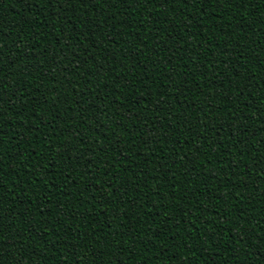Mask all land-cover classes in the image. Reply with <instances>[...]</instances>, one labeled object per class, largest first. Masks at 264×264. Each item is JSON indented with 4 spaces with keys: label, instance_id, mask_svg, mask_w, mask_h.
Wrapping results in <instances>:
<instances>
[{
    "label": "trees",
    "instance_id": "trees-1",
    "mask_svg": "<svg viewBox=\"0 0 264 264\" xmlns=\"http://www.w3.org/2000/svg\"><path fill=\"white\" fill-rule=\"evenodd\" d=\"M93 3L94 0H88L83 5L75 4L76 10L63 11L66 5L48 6L41 0L34 3L33 0H0V49L6 54L0 63L5 75H9L8 67L18 72L30 65L31 70L27 77H9L4 81L13 86V95L10 101L4 98L3 107L7 112L14 103L15 108L7 112L2 124L7 135L2 136L5 143L0 146V168L7 172L0 178V199L4 209H11L17 218L15 228L4 234L5 247L16 243L12 238L17 229L18 236L32 235L24 231L27 224H20L21 217L30 216L29 223L38 230H45V224L38 221H46L47 235L44 240L41 233L35 239H20L17 249L23 255L18 264H72V261L75 264L77 260L83 264L87 259L82 255L84 249L89 253L90 264L98 256L103 264H264V243L256 238L257 234L264 237V233L252 227L264 219L261 211L264 148L259 143L264 139V103L261 102L264 83L257 84L264 80V0H251L239 9L227 10H222L219 4L205 7L189 2L186 6L181 0L160 6L159 11L153 5H137L133 10L128 4L117 3L108 8ZM102 12L105 16L116 15L119 23L112 31H120L122 35L107 39L102 34L88 35L96 30L86 26L93 21L100 24L105 19L100 15ZM218 14L223 15V20ZM237 20L241 22L239 25ZM37 33L40 43L33 47ZM65 44L70 48L64 47ZM133 44L135 56L128 54ZM83 49L93 57L99 54V59H91L74 71L75 63H79L74 55L83 61L86 54ZM241 52L245 59L239 62L244 65L239 69L240 76H252V87L244 89V96L236 103L237 88L244 81L237 77L239 73H229L227 69L234 66L230 62L236 61ZM26 55L28 60L23 58ZM158 60L159 71L154 67ZM198 61L204 63L205 76L197 75L195 62ZM38 62L44 65L46 75L35 71ZM97 64H106L113 71L99 78L87 75L88 71L95 72ZM217 64L219 69L215 67ZM65 66L67 71L58 70ZM166 72L170 75L161 84ZM117 75L121 83L127 80L132 86L120 97L140 99L139 104L128 105L130 110L120 109L119 116L114 111L116 105H109L113 94L105 97L100 91L101 98L96 99L98 87L107 88ZM145 76L151 79L141 85L139 82ZM185 78L189 82L182 85ZM69 81H74V85ZM209 81L212 84L206 87ZM17 87L24 89L22 95L15 92ZM149 91L152 98L145 95ZM161 93L165 94L166 107L163 112H153ZM44 100L49 104L55 101L56 111ZM124 103L127 105L128 100ZM106 106V116L95 112V117L90 118L89 114L96 108ZM237 109H243L247 115L240 120L241 126L247 128L243 136L232 127ZM17 110L21 113L18 116L14 115ZM53 117H58L55 123ZM116 124L121 127L107 131ZM12 134L15 140L9 139ZM202 135L208 139H202ZM117 136L120 144L112 151L109 142ZM185 138L190 141L188 144L178 143ZM241 141L247 147H242ZM97 144L104 150L94 152ZM177 148L183 152L192 149L190 167L195 170L188 175H184L183 160L181 167H169L173 159L183 156V152L176 156ZM205 151L206 160L201 155ZM216 159L225 166L234 163L235 171L231 167L222 168L215 163ZM201 160H205L203 165ZM245 165L247 175L236 174ZM113 167L120 171H110L109 176L117 179L106 180L103 172ZM213 175L214 180L206 178ZM137 176L139 180L135 179ZM93 177H98L100 182H95ZM17 179L23 182L18 187L14 186ZM53 183H59V192L52 187ZM109 183L113 184L112 195H109ZM241 183L248 187H234ZM45 190L47 201L42 198ZM226 191H239L242 195L229 204ZM185 192L188 199L183 198ZM172 195L179 202L170 200ZM61 204L67 207L61 209ZM240 209L243 218L238 220ZM189 210L190 216L183 215ZM205 217L209 220L207 225L203 224ZM190 222L192 231L199 225L205 233L203 249L184 236ZM237 223L252 231L251 241L233 242L237 234L240 239L244 236ZM169 227L171 232L167 231ZM209 228L215 230L212 241L208 240ZM121 232L123 235H119ZM157 232L161 233L158 237L153 235ZM89 233L94 235V240ZM74 236L83 242H77ZM105 236L107 241L102 239ZM213 241L216 242L213 247H207ZM108 242L112 249L105 247ZM189 248H195L196 255ZM15 254L18 255L14 250L6 255Z\"/></svg>",
    "mask_w": 264,
    "mask_h": 264
},
{
    "label": "snow or ice",
    "instance_id": "snow-or-ice-1",
    "mask_svg": "<svg viewBox=\"0 0 264 264\" xmlns=\"http://www.w3.org/2000/svg\"><path fill=\"white\" fill-rule=\"evenodd\" d=\"M34 2H35V0H33V3ZM41 2L43 4H47L48 6H52L53 3H56L58 5H66V7H62L61 10H63V11L71 10L72 11L73 9H75L73 7L75 4L83 5V4H86L88 2V0H41ZM189 2H191L192 4H195L197 6H205V7H212L215 4H219L221 6L222 10H227L230 7H237V9H239V7H242L244 4L250 3L251 0H181V3L185 4L186 6L189 4ZM117 3L131 5L133 10H135L137 5H139L140 7H143L144 5H153L156 8V10L159 11L160 6L167 5V4H172L173 0H94L93 5H95V6L96 5H100V6L107 5L108 8H112V7H115V5ZM201 11H203V7H201ZM100 15L101 16H105V13L102 12ZM218 15H219V18L221 20H223V15L222 14H218ZM78 19H79V17H78ZM146 19H147V17H146ZM107 21H112L113 23L112 24H108ZM117 23H119V22L116 20V15L115 14L107 15V16H105V19L103 21H101L100 24H96L93 21L90 25L86 26V27H91L92 29L96 30L94 32H92V31L88 32V35L89 36H93V35H96V34H102L105 39H107V38H109L110 36H113V35L120 36V35H122V33L120 31H115V32L112 31V29H114L116 27ZM240 23L241 22L239 20L236 21L237 25H239ZM128 27H130V25ZM47 35L50 36L51 32H48ZM80 35L81 36L85 35V32L82 31L80 33ZM170 35L171 34H169V36ZM39 43H40V37H39V34L37 33V38H36V41H35V45H31V46L38 47ZM56 43L57 44L60 43L59 39H57ZM124 43L127 44V41L125 40ZM27 46H29V45H25V47H27ZM91 46L93 48L96 47V45L95 46L91 45ZM64 47H69L70 48V45L65 44ZM239 47H240V45L237 44V48H239ZM135 48H136L135 44L131 45L129 47L128 54L131 55V56H135ZM82 51H84L86 53L85 54V59L83 61H80V57L78 55H74V60L75 61H79V63H75L74 71H78L81 67H83V65L85 63H87L91 59H94V58L95 59H99V54H97L96 57H93L92 54L87 53V49H83ZM57 54H59V53H57ZM5 57H6V54L4 53L3 49H0V61H3ZM23 58L25 60L29 59V57L27 55L24 56ZM160 59H163V57H160ZM185 59H187V58L185 57ZM244 59H245V56H244L243 52L239 53L237 58H236V61L230 62L234 66L233 67H229L227 69V71L229 73H232L233 71H235V74L239 73V75H237V77H239L240 80L244 81L237 88V96H236V101H235L236 103H239L241 98L244 96V94H245L244 93V89L252 87V85H251L252 76H248V77H241L240 76L239 69H240V67H244V65L240 64L239 62L243 61ZM248 59H251V57H249ZM170 62L171 61H169V63ZM14 63H15V61H14ZM195 63H197V75L205 76L206 68L204 66L203 61H198V62H195ZM154 67H157V70L159 71V60L154 63ZM215 67L217 69H219V64L215 65ZM58 70L59 71H67V67L65 66L63 68H59ZM172 70L175 71V68L173 67ZM35 71H37L38 73L45 74V75L47 74V70L44 68V65L39 63V62L37 64V67L35 68ZM112 71H113V69L111 67H108L106 64H97L95 72L88 71L86 74L99 78V77L106 76L107 74L111 73ZM7 73L9 74L8 76L5 75L4 66H3L2 63H0V146H2L5 143V141L3 140L2 136L3 135H7V133L3 132V128H2L4 117L7 115V112H10V111H12L13 108H15V104L14 103L10 104V106L7 109V112L5 111V109L3 107V105L5 103V99L4 98L7 97L8 100L10 101L11 98H12V95H13V91H12V87L13 86L9 85L7 83H4V81L6 79H8L9 77H27V76L31 75L30 65H26V66L20 68L18 72L14 71L13 67H8ZM169 75H170V73H167V72L164 74V76L161 78V81H160L161 84L163 83V79H167ZM145 77H147V76H145ZM145 77L139 82L141 85H143L145 83V80L151 79V77H147V78H145ZM81 79H83V76L81 77ZM188 82H189L188 78L182 79V81H181L182 85H187ZM74 83H75L74 81H69L70 85H74ZM87 83H90V81H86V84ZM228 83H231V81H228ZM260 83H264V80L257 81V84H260ZM211 84H212V81H209L205 86L209 87V86H211ZM220 86H223V82H221ZM131 87H132L131 84L127 80H125L123 83H121V81L119 79V76L117 75V77L112 80L111 85L108 86L107 88H105L103 86L98 87V89H97L98 94L96 96V99H100L101 98L99 96V92L100 91L104 92L105 97L108 96L109 94H113V98H112V100L109 101V105H112V104L116 105V108L114 109V111H115V114L117 116H119L121 114L120 111H119L120 109H124V110L127 111V110H130L128 105L139 104L140 103V99H129L127 96H125L123 98L120 97L119 94L128 92ZM23 91H24V89L21 88V87H17L15 89V92L21 93V95L23 94ZM145 95L147 97H149V98H152L153 94H152L151 91H149V92L145 93ZM164 95L165 94H163V93L160 94V98L158 99L157 104L154 106L153 112H163L164 111V108L166 107V101L164 99ZM249 95H250V93H249ZM82 97H83V93H81V98ZM57 99H59V97H57ZM124 100H128V104L127 105L124 103ZM261 102L264 103V98H262ZM43 103L49 104V102L47 100H44ZM231 103H232V101H229V104H231ZM49 107L51 108V110L53 112H55L56 111V103H55V101L51 102L49 104ZM189 107H191V106H189ZM209 107H211V106L209 105ZM145 108H147V103L145 104ZM84 110H86V109H82V111H84ZM171 111L172 110L169 109L170 113H171ZM95 112H102L104 114V116H106L107 113H108V107L106 106L103 109L96 108L94 110V112L89 114L90 118H94L95 117ZM236 112L238 114L233 116L232 127H235L237 129V131L241 134V136H243L244 132H245L244 129H247V128H246V126L245 127L241 126L240 120H241V118L246 119L245 117L247 115H245L243 109H237ZM20 114L21 113H20L19 110H17L14 113V115H17V116L20 115ZM254 116H255V113H253V118H254ZM56 119H58V117H53L52 118L53 123H55ZM173 119H176V117H173ZM96 123L98 125H100V128L104 127L103 124H100V120H97ZM119 127H121V125L116 124L113 127L108 128L107 131L108 132H114L115 129L119 128ZM161 127H163V125H161ZM188 130L191 133L192 129L189 128ZM36 131L38 132L39 129L37 128ZM104 138L107 139V136H105ZM9 139L10 140H15L16 139L15 134L10 135ZM192 139L193 140L195 139V135L192 136ZM202 139L206 140V139H208V137L205 136V135H202ZM189 142L190 141H188L187 138H185V140H183V141H178V143H180V144H188ZM109 143L111 145V150L112 151H116V145L120 144L119 136H117L114 141H110ZM259 143L262 146V148H264V139H261L259 141ZM241 145H242V147H247V144H245L244 141H241ZM17 146H19V145H17ZM86 149H87V145H85V150ZM97 150H101V151L104 150L103 146L97 144V148L94 149L93 151L95 152ZM255 150H256L255 146H253V151H255ZM65 151H69V149H65ZM181 152H183L182 148L175 149V154H176L177 157L180 156ZM196 152L199 153L200 149L197 148ZM191 153H192V149L189 148L188 151L183 152L182 158L173 159V161L171 162L169 167L175 166V167L179 168V167H181V163H182V160H183L185 162L183 164V167L185 168L184 175H188L189 172L195 170L194 168L190 167L192 165V160L189 159V155ZM32 155H35V153H32ZM201 155H203L205 157V160L207 159V151L201 153ZM11 158L15 159V156H12ZM205 160H201L200 163L203 165L205 163ZM117 163H119V161ZM215 163L222 165V162L219 159H216ZM223 167H231L235 171L236 165L233 163V164L228 165V166L222 165V168ZM246 168H247V166L245 165L244 168H242L240 170V172H238L236 174L247 175ZM29 171L30 172L32 171L31 167H29ZM97 171H99V168H97ZM110 171H117L118 172V171H120V169L116 168V167H113L112 169H106L103 172V175H104L106 180L107 179H112L113 181H115L117 178L114 177V176L110 177L109 176V172ZM209 171H211V169H209ZM6 172H7L6 169L0 168V178H3ZM8 174H10V173H8ZM196 174H197V176H199L202 173H196ZM33 176H35L34 172H33ZM206 178L214 180L215 176L214 175L213 176H206ZM36 179L39 180L40 177L36 176ZM93 179L97 183L100 182L98 177H93ZM135 179L139 180V177L137 176ZM20 183H23V182L19 181V179H17L16 184L14 186L18 187ZM45 183H48V181H45ZM52 187L56 188L57 191L59 192V190H60L59 183H53ZM140 187H143V185H140ZM172 187H173V189L175 188L174 185ZM234 187L237 188V189L240 188V187L247 188L248 185L244 184V183H241L240 185H236ZM108 188L110 189L109 195H112V193L114 191L113 184L109 183L108 184ZM196 191H198V189H196ZM37 195L39 196L41 194L38 193ZM124 195H127V193L125 192ZM241 195L242 194L239 191H235V192L226 191V196H227L226 202L229 203V204H234L235 199L237 197H240ZM42 198L45 201H47L49 199L47 190H45V192L42 194ZM183 198L184 199H188V196H187L186 192L183 194ZM216 199H220V197H216ZM243 199L247 200V199H249V197L248 196H243ZM130 200H131V198H129V201ZM170 200H176L177 202H179L178 198L175 195H172L170 197ZM29 203H35V201H29ZM104 203L106 204L107 201L105 200ZM123 203H124V201L121 200V204H123ZM59 206L61 207V209L67 207L66 204H61ZM133 207H135V205H133ZM161 207H163V205H161ZM199 211H200V209L197 208V212L198 213H199ZM261 211L264 212V207L261 208ZM122 212H123V209H121V213ZM156 214L157 215L159 214V209H157V213ZM43 215H44V213H43V211H41L40 212V216L42 217ZM183 215L190 216L191 215V210H189L187 213H183ZM71 218L74 219L75 217L73 216ZM220 218L221 219L224 218L223 214H221ZM242 218H243V209H240L239 212H238L237 219L240 220ZM16 219L17 218L12 213L11 209H7V210L4 209L3 201H2V199H0V264H9V262H11V264H18V262L20 261V256L23 255V251L21 249H17V244H18L20 239H35L37 237V233H41V234H43L42 235V239L44 240L45 236L47 235V231H46L47 223H46V221H44V220H39L38 221L39 223H44L45 224V230H38V229H35L33 227L32 223H29V221L31 219L30 216H23V217L20 218V224H21V226L27 224L28 227L24 231H25V233L31 232L32 235H30V236H18L16 233H19V229H17L15 235L12 238V241H15L16 243L13 244V245H8L7 247H5V243L6 242L3 239L4 234L7 233L10 228H15ZM152 222L155 223V219L154 218H153ZM65 223H67V219H65ZM244 223L247 225L248 221L245 219ZM203 224H205V225L209 224V220H208L207 217L204 218ZM192 226L193 225L190 222L189 226H188L189 230H187L184 233V236L186 238L193 239L194 243L196 245H199L200 248L203 249L205 247V245H204V242L202 240V237L205 235V233L200 231L199 225H196V231H192L191 230ZM80 227L82 228V225H80ZM176 227L177 228L180 227L179 223H177ZM236 227L240 228V230L244 232V236L242 237V239L238 238L239 234H237V236H234L233 237V242L234 243L244 244L246 241H251L252 240L253 233L248 227H243L242 228L240 223H237ZM252 227L259 228L260 232L264 233V219L258 220L257 224L253 225ZM167 231L171 232V228L169 227L167 229ZM208 232L210 233L208 235V240L212 241V234L215 233V230L212 229V228H209ZM160 234L161 233H159V232L153 233V235H156L157 237ZM112 235H116V233H112ZM119 235H123V233L121 232V233H119ZM89 236H92L93 240L95 239V237H94V235L92 233H89ZM73 238L77 242H83V241L80 240L79 236H74ZM256 238H258L261 243H264V237H260L257 234ZM84 239L87 240L88 237H85ZM102 239L107 241L108 237L105 236V237H102ZM140 242L141 241H136L137 244L140 243ZM186 242H187V240H185V243ZM213 243H216V242L213 241L211 243H208L207 247H209V248L213 247ZM73 245H75V244H73ZM105 247L108 248V249H112V244L110 242H108V243L105 244ZM5 249H7V252L5 251ZM189 249H190L189 251L192 252L193 255H196V249L195 248H189ZM14 250L16 251V253H18V255L15 254V255H12L11 257H8L6 255L7 253H11ZM258 250L260 252V249H258ZM225 251H231V249H225ZM82 255H83V257L87 258V259L83 260V264H90V262L88 261L89 253H88L87 249H84L82 251ZM248 255H249V253L247 252V256ZM244 256H245V252H244ZM29 259H30V257H29ZM69 259L72 260V256ZM72 264H73V261H72ZM75 264H81V261L77 260L75 262ZM91 264H103V262L101 261L100 256H98V257H96L94 259L93 262H91Z\"/></svg>",
    "mask_w": 264,
    "mask_h": 264
}]
</instances>
